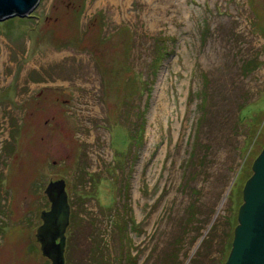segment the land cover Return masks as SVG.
Wrapping results in <instances>:
<instances>
[{
  "label": "rangeland",
  "instance_id": "1",
  "mask_svg": "<svg viewBox=\"0 0 264 264\" xmlns=\"http://www.w3.org/2000/svg\"><path fill=\"white\" fill-rule=\"evenodd\" d=\"M40 0L0 22V264L65 180V264H225L264 149V0Z\"/></svg>",
  "mask_w": 264,
  "mask_h": 264
},
{
  "label": "water",
  "instance_id": "2",
  "mask_svg": "<svg viewBox=\"0 0 264 264\" xmlns=\"http://www.w3.org/2000/svg\"><path fill=\"white\" fill-rule=\"evenodd\" d=\"M40 0H0V22L29 16ZM252 177L243 191V204L234 229V238L225 264H264V149L252 166ZM66 181H51L45 189L50 210H44L36 240L42 255L51 264H65L66 232L71 206Z\"/></svg>",
  "mask_w": 264,
  "mask_h": 264
},
{
  "label": "bare ground",
  "instance_id": "3",
  "mask_svg": "<svg viewBox=\"0 0 264 264\" xmlns=\"http://www.w3.org/2000/svg\"><path fill=\"white\" fill-rule=\"evenodd\" d=\"M111 3H114V4H116V2H115V0H109Z\"/></svg>",
  "mask_w": 264,
  "mask_h": 264
}]
</instances>
